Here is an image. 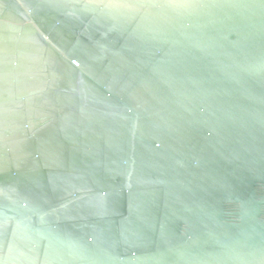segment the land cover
<instances>
[{
    "label": "water",
    "instance_id": "obj_1",
    "mask_svg": "<svg viewBox=\"0 0 264 264\" xmlns=\"http://www.w3.org/2000/svg\"><path fill=\"white\" fill-rule=\"evenodd\" d=\"M0 264H264V0H0Z\"/></svg>",
    "mask_w": 264,
    "mask_h": 264
}]
</instances>
